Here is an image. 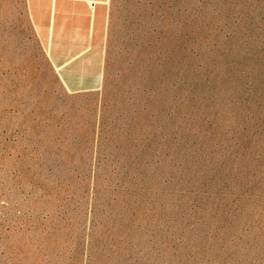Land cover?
I'll return each instance as SVG.
<instances>
[{
	"label": "rangeland",
	"instance_id": "rangeland-1",
	"mask_svg": "<svg viewBox=\"0 0 264 264\" xmlns=\"http://www.w3.org/2000/svg\"><path fill=\"white\" fill-rule=\"evenodd\" d=\"M0 253L264 264V0H112L79 94L0 0Z\"/></svg>",
	"mask_w": 264,
	"mask_h": 264
},
{
	"label": "crops",
	"instance_id": "crops-1",
	"mask_svg": "<svg viewBox=\"0 0 264 264\" xmlns=\"http://www.w3.org/2000/svg\"><path fill=\"white\" fill-rule=\"evenodd\" d=\"M35 40L69 94L95 92L105 80L112 0H23ZM0 264L14 258L0 253Z\"/></svg>",
	"mask_w": 264,
	"mask_h": 264
}]
</instances>
